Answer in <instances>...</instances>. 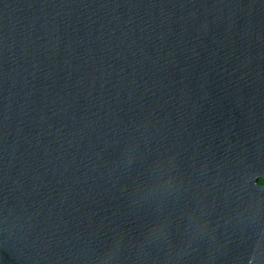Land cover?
Listing matches in <instances>:
<instances>
[{
	"label": "water",
	"instance_id": "water-1",
	"mask_svg": "<svg viewBox=\"0 0 264 264\" xmlns=\"http://www.w3.org/2000/svg\"><path fill=\"white\" fill-rule=\"evenodd\" d=\"M258 177L264 0H0V264H260Z\"/></svg>",
	"mask_w": 264,
	"mask_h": 264
},
{
	"label": "snow or ice",
	"instance_id": "snow-or-ice-1",
	"mask_svg": "<svg viewBox=\"0 0 264 264\" xmlns=\"http://www.w3.org/2000/svg\"><path fill=\"white\" fill-rule=\"evenodd\" d=\"M126 154L137 161V149L133 142L126 145ZM167 162L164 161H150L139 163L136 169L135 177L139 182L136 183V189L144 192L150 186V192H146V217L147 223L145 228L152 234L161 238H166L174 229L178 227L176 220L173 219V214H169L163 202L159 208L154 207L152 198L158 193L163 194L170 192L174 187L170 180H166L168 168ZM184 201H189V197L185 196L183 200L177 201L176 209L181 214L178 219L188 220L189 228L196 222V213L185 206ZM190 202V201H189ZM182 228V223L179 225ZM254 237L252 238V247L260 257V264H264V227L260 229H253Z\"/></svg>",
	"mask_w": 264,
	"mask_h": 264
},
{
	"label": "trees",
	"instance_id": "trees-1",
	"mask_svg": "<svg viewBox=\"0 0 264 264\" xmlns=\"http://www.w3.org/2000/svg\"><path fill=\"white\" fill-rule=\"evenodd\" d=\"M257 181H258L259 183H264V178H262V177H258V178H257Z\"/></svg>",
	"mask_w": 264,
	"mask_h": 264
}]
</instances>
